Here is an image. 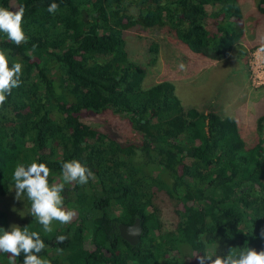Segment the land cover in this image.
Wrapping results in <instances>:
<instances>
[{
  "label": "trees",
  "instance_id": "obj_1",
  "mask_svg": "<svg viewBox=\"0 0 264 264\" xmlns=\"http://www.w3.org/2000/svg\"><path fill=\"white\" fill-rule=\"evenodd\" d=\"M238 1L0 0L10 11L24 6L27 37L17 46L0 32L9 66L23 65L20 87L0 106V198L20 163L46 164L50 183L72 159L94 174L85 185L65 186V207L76 216L66 225L54 221L58 230L38 232L42 225L30 226L32 216L19 213V227L38 232L46 245L41 258L50 264H198L197 252L226 256L246 244L264 251V114L245 144L233 117L185 111L169 81L146 87L144 67L130 60L124 42L127 33L165 27L192 53L219 61L243 34ZM53 2L59 8L50 14ZM262 2L256 15L264 20ZM156 48L151 44L148 52L156 55ZM108 112L124 117L137 139L119 142L81 122ZM160 191L176 208L171 231H161L154 204ZM135 218L142 233L132 246L117 225ZM6 220L0 208L4 230ZM60 235L67 237L63 243L56 241ZM16 264H23V254Z\"/></svg>",
  "mask_w": 264,
  "mask_h": 264
},
{
  "label": "rangeland",
  "instance_id": "obj_2",
  "mask_svg": "<svg viewBox=\"0 0 264 264\" xmlns=\"http://www.w3.org/2000/svg\"><path fill=\"white\" fill-rule=\"evenodd\" d=\"M259 1H238L244 15L243 34L233 44L229 54L219 61L192 53L165 27L130 32L124 38L130 60L144 67L146 87L162 80L169 81L174 84L175 94L185 111H212L220 116L233 117L245 144L253 141L257 131L256 120L264 114V83L258 85L251 79L254 60L252 55L254 53L256 56L257 49L264 44V20L256 15ZM262 4L264 5V0ZM151 44L157 47L156 55L148 52ZM151 56L155 58L152 65L148 64ZM181 62L185 64L184 71L178 67ZM81 122L108 133L119 142L137 139V134L128 121L118 114L108 112L104 115L85 116ZM154 204L158 209L161 231L173 230L177 220L174 202L160 191ZM0 208L7 214V229L13 224L19 226V213L29 215L25 198L22 196L21 200H16L12 186L0 198ZM29 224H36L34 217ZM52 227L54 231L59 229L54 221ZM38 232H44L43 227ZM8 255L10 254L0 253V264H8Z\"/></svg>",
  "mask_w": 264,
  "mask_h": 264
},
{
  "label": "clouds",
  "instance_id": "obj_3",
  "mask_svg": "<svg viewBox=\"0 0 264 264\" xmlns=\"http://www.w3.org/2000/svg\"><path fill=\"white\" fill-rule=\"evenodd\" d=\"M59 8L57 3H51L47 11L55 14ZM25 8L20 5L15 11L0 7V32L4 33L8 40L17 46L27 43V37L22 29V21ZM33 45V51L35 50ZM257 60L264 62V44L256 52ZM22 63L14 62L9 66L8 56L5 50H0V106H3L13 89L20 87L22 80ZM181 71L185 70V64L178 65ZM50 169L44 163L35 161L30 164H17L13 170L12 189L15 190V199L25 197L30 204L29 215L42 225L45 233L53 232L52 223L69 224L76 212L65 207V199L62 193L68 184L85 185L94 178L92 171L83 163L72 159L61 164V176L56 182H49ZM264 238V229L260 232ZM66 236L56 237L57 243H63ZM46 247L40 234L29 231L28 227L21 229L18 225H11L8 230L0 228V253H7L8 264H16L17 258L23 254V264H50L48 259L41 258L39 253ZM216 249V246H215ZM62 251V249H57ZM192 257L198 260V264H264V251L257 252L247 244L243 248L229 249L226 256L212 254Z\"/></svg>",
  "mask_w": 264,
  "mask_h": 264
},
{
  "label": "water",
  "instance_id": "obj_4",
  "mask_svg": "<svg viewBox=\"0 0 264 264\" xmlns=\"http://www.w3.org/2000/svg\"><path fill=\"white\" fill-rule=\"evenodd\" d=\"M117 231L119 237L134 246L139 242V238L142 233V228L138 218H135L133 223L130 225L118 224Z\"/></svg>",
  "mask_w": 264,
  "mask_h": 264
},
{
  "label": "built area",
  "instance_id": "obj_5",
  "mask_svg": "<svg viewBox=\"0 0 264 264\" xmlns=\"http://www.w3.org/2000/svg\"><path fill=\"white\" fill-rule=\"evenodd\" d=\"M254 56V57H253ZM253 63L251 67V72H252V82L257 83L258 85H261L264 83V62H260L257 60V57L252 55Z\"/></svg>",
  "mask_w": 264,
  "mask_h": 264
}]
</instances>
